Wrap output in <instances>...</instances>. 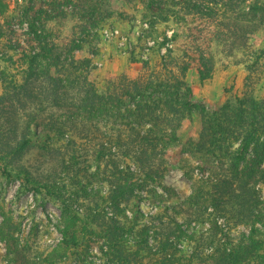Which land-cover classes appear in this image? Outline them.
I'll return each instance as SVG.
<instances>
[{
	"label": "trees",
	"instance_id": "1",
	"mask_svg": "<svg viewBox=\"0 0 264 264\" xmlns=\"http://www.w3.org/2000/svg\"><path fill=\"white\" fill-rule=\"evenodd\" d=\"M205 1L217 4L219 0H183L181 5L188 14L211 17L214 12L206 8ZM142 2L151 11L160 5L157 0ZM32 3L44 6L41 1ZM56 5V0H48L46 7ZM257 8L249 14L255 16ZM9 10L10 3L0 0V16ZM27 13L33 15L28 43L35 45L32 49L36 48L38 53L24 55L30 64L26 73L53 85L54 103L60 104L59 90H77V100L60 104L68 105L67 111L44 124L46 136L64 145L57 149L60 159H44L46 170L38 175L20 160L36 135L38 123L35 132L32 126L38 112L27 108L16 118L10 117L4 136L0 128V167L9 179H19L24 190L45 193L60 201L58 226L63 236L59 251L45 253L39 247L20 245L18 225L4 215L0 241L6 246V264H63L68 251L79 250L87 256L101 240H105L108 257L115 264H264V198L259 187L264 183V95L247 92L235 103L212 111L196 107L192 102L193 90L185 80L188 71L194 69L189 64L181 71V77L149 79L123 71L107 75L99 86L94 60L83 51L87 43L94 41L78 39L59 52L43 35L47 30L37 17L39 13L34 7H29ZM95 13L93 9L84 15L90 16L88 22L93 27L98 24L93 19ZM150 22L154 27L153 18ZM148 33L149 37L151 32ZM16 45L21 47L18 41ZM171 52L169 49L166 56L178 62ZM256 54L258 59L264 52L258 50ZM198 56L197 61L201 62L196 66L197 74L204 82L210 78L213 67L202 54ZM8 84L18 93L19 86ZM28 95L36 104L42 101L36 93ZM5 103L6 95L0 94V120L7 111ZM195 111L201 121L198 138L181 139L179 131ZM73 134H78L80 142L73 139ZM171 145H181L183 152L192 157L182 160L192 191L184 203L174 205L176 216L169 217L167 223L161 217L158 224L153 218L146 222L139 215V192L146 190L165 199L157 195L153 186L162 184L170 170L161 154ZM83 159L89 165L83 164ZM193 162L208 169L210 176H196ZM132 164L137 171L131 170ZM95 182L102 183L107 193L90 191L89 186ZM165 191L177 196L168 188ZM76 205L83 207L81 212ZM107 207L113 212L112 217L108 216ZM129 210L136 212L132 218L127 215ZM183 213L186 222L221 215L233 225L243 224L250 230L238 242L233 243L229 237L222 242L218 238L221 229L213 222L212 233L195 237L182 229L177 216ZM174 236L192 239L194 252L183 254ZM210 244L215 248L206 253Z\"/></svg>",
	"mask_w": 264,
	"mask_h": 264
},
{
	"label": "rangeland",
	"instance_id": "2",
	"mask_svg": "<svg viewBox=\"0 0 264 264\" xmlns=\"http://www.w3.org/2000/svg\"><path fill=\"white\" fill-rule=\"evenodd\" d=\"M7 1L10 10L0 16V94L6 95L7 114L0 120V128L4 136L10 117L16 118L27 108L38 112L32 126L34 132L37 130L36 135L32 137L28 151L20 158L25 168L34 174L46 170L42 164L44 159H60L57 149L64 144L50 140L43 127L51 118L67 111L68 105H61L76 101L77 90H59V106L53 101V85L41 79L35 80L26 73L30 64L24 55L38 53L36 48L32 49L35 45L28 43L33 16L27 13L29 7H34L35 12L39 13L37 17L47 30L43 35L47 41L55 44L57 51L64 52L71 42L78 39L94 41L91 45L87 43L83 51L85 56L94 60V76L99 86H102L107 75H117L123 71L149 79L181 77V71L189 64L194 69L188 71L185 80L193 90L192 102L196 107L212 111L227 103H235L239 96L247 92L264 95V54L256 59L258 50L264 52V0H219L217 4L205 1L206 8L214 12L211 17L188 14L181 5L183 0H157L160 5L157 4L152 11L147 10L142 0H56L54 8L46 7L48 0H37L45 2L42 3L43 7L32 3V0H20L19 4L18 0ZM256 7L258 13L250 15ZM93 9H96L93 15V19L98 22L96 27L88 22L90 16L84 17L86 12ZM24 14H27L26 19L21 23ZM152 18L156 22L154 27L150 22ZM148 32H151L149 37ZM17 41L23 48L17 47ZM169 49L172 50L171 55L179 59L178 62L166 56ZM201 54L213 67L210 78L204 82L200 80L196 69L200 65L201 60L197 59ZM134 58L139 61L136 62ZM9 82L19 86L18 93H15ZM6 87L11 89L6 90ZM31 92L42 97L39 104L29 97ZM200 130V117L195 111L191 119L183 123L179 133L181 139L198 138ZM73 139L80 142L78 134H73ZM161 156L167 161L170 170L163 183L154 185L153 189L165 199L156 198L145 190L139 192L141 200L138 203L140 217L146 222L157 219V224L159 217L167 223L169 217L176 216L174 205L184 203L192 191L191 183L182 169V160L192 157L183 152L181 145L169 146ZM83 161V164L89 165ZM193 164L196 166V176H210L208 169L203 170L198 162ZM130 167L132 171H137L135 165ZM58 170L59 167L56 168ZM259 187L264 198V183ZM165 188L174 191L177 196L170 195ZM89 190L107 193V189L99 182L89 186ZM76 207L79 212L83 209L79 205ZM106 209L108 216L112 217L113 212L109 207ZM209 212H212L211 208ZM135 213L127 211L130 218ZM4 215L18 225L20 245L39 247L45 253L60 250L59 245L63 240L58 226L61 218L60 201L45 193L24 190L19 179H9L0 167V224ZM177 219L182 223V229L188 234H195V237L212 233L215 222L221 229L218 238L222 242L227 237L233 243L238 242L250 230L249 226L243 224L233 225L221 215L214 219L186 222L187 216L183 213ZM193 223L197 225L195 228ZM173 240L183 254L191 255L194 252V241L189 237L177 239L174 236ZM214 248L215 245L210 244L205 252L210 253ZM107 250L105 240H101L89 250L87 256L81 251L78 253L79 250L68 251L63 264H115L109 259ZM5 257L6 246L0 241V264H6Z\"/></svg>",
	"mask_w": 264,
	"mask_h": 264
},
{
	"label": "built area",
	"instance_id": "3",
	"mask_svg": "<svg viewBox=\"0 0 264 264\" xmlns=\"http://www.w3.org/2000/svg\"><path fill=\"white\" fill-rule=\"evenodd\" d=\"M147 26V25H146ZM197 225L195 223H193V227L195 228Z\"/></svg>",
	"mask_w": 264,
	"mask_h": 264
}]
</instances>
